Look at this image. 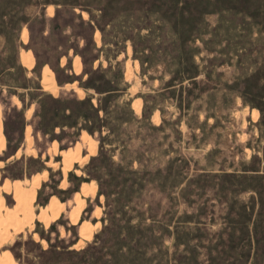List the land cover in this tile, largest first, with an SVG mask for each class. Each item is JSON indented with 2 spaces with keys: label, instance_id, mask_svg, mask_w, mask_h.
<instances>
[{
  "label": "rangeland",
  "instance_id": "1",
  "mask_svg": "<svg viewBox=\"0 0 264 264\" xmlns=\"http://www.w3.org/2000/svg\"><path fill=\"white\" fill-rule=\"evenodd\" d=\"M3 181L0 264H264V0H0Z\"/></svg>",
  "mask_w": 264,
  "mask_h": 264
},
{
  "label": "crops",
  "instance_id": "2",
  "mask_svg": "<svg viewBox=\"0 0 264 264\" xmlns=\"http://www.w3.org/2000/svg\"><path fill=\"white\" fill-rule=\"evenodd\" d=\"M18 151L13 155V157H11V158H9L6 162H8V161H10L12 158H14V157H16V155H18ZM24 157V156H23ZM17 161H19V159L17 160ZM63 161H64V158H63ZM38 176H40L41 177V174H36V175H33V177L31 178V179H27V182L28 183H30V185H31V183H34L36 180H38L37 179V177ZM39 181H40V179H39ZM41 182V181H40ZM15 183H16V181L13 183V185H15ZM21 183L22 184H24L25 183V181H24V179L21 181ZM26 190L28 191V193H29V191H31L28 187H26ZM8 196H11V197H13L14 199H15V196H16V191H15V188L13 189V188H10L9 189V191H8V188H7V184H6V181H3L2 183H1V185H0V200L2 199L3 200V202H2V208H3V210H2V213H3V215L5 214L6 215V212H7V208H8V205H7V203H6V198L8 197ZM53 198L54 197H51L50 199H49V201H48V203H47V206H46V208L51 204V202L53 201ZM35 200L36 199H34L33 201H32V206L33 207H35L34 206V204H35ZM15 201V204H14V209H17V207H18V202H17V200L15 199L14 200ZM61 202V201H60ZM61 203H63L64 205H65V203L64 202H61ZM9 211V210H8ZM10 212V211H9ZM9 212H7V214L9 213ZM41 213H38L37 215H36V217H41ZM39 221V220H38ZM27 229H29L27 226L24 228V230H22V231H19L17 234H22V233H24L23 231H26ZM29 231V230H28ZM6 253V252H5Z\"/></svg>",
  "mask_w": 264,
  "mask_h": 264
},
{
  "label": "trees",
  "instance_id": "3",
  "mask_svg": "<svg viewBox=\"0 0 264 264\" xmlns=\"http://www.w3.org/2000/svg\"><path fill=\"white\" fill-rule=\"evenodd\" d=\"M101 148H102V147H101ZM255 242L258 243V242H260V241L256 239ZM250 246L254 247V245H253V241L250 242ZM252 247H251V248H252Z\"/></svg>",
  "mask_w": 264,
  "mask_h": 264
}]
</instances>
